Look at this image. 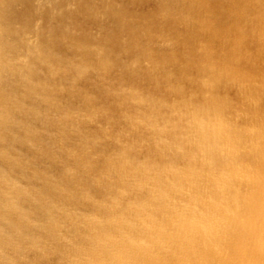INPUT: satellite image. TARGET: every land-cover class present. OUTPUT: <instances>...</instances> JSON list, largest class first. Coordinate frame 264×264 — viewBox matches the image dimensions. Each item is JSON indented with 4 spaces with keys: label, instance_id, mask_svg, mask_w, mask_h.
I'll return each mask as SVG.
<instances>
[{
    "label": "bare ground",
    "instance_id": "obj_1",
    "mask_svg": "<svg viewBox=\"0 0 264 264\" xmlns=\"http://www.w3.org/2000/svg\"><path fill=\"white\" fill-rule=\"evenodd\" d=\"M263 35L264 0H0V264L248 263Z\"/></svg>",
    "mask_w": 264,
    "mask_h": 264
},
{
    "label": "rangeland",
    "instance_id": "obj_2",
    "mask_svg": "<svg viewBox=\"0 0 264 264\" xmlns=\"http://www.w3.org/2000/svg\"><path fill=\"white\" fill-rule=\"evenodd\" d=\"M253 15H250V17L253 16ZM226 38L227 39L230 38L229 40L233 41L232 40V37H226ZM254 38L256 40L257 39L262 40V34H260V37L256 36ZM231 46L232 45H230V47ZM215 50H216L217 53H220V51L217 49V47H216ZM222 52H224L227 55H229V53H228V51L226 49L222 50ZM254 53H256V52L255 51H252V52L251 51H245V52L241 51L240 57L243 58L245 56H248V58L246 57L248 59V60H246L247 62L256 63V64H260V65L264 64V58H262V56H264V53H261L260 52L259 55L253 57L252 55H254ZM249 75L252 78L250 81L247 80V81H241V82L244 85V87L245 86H249L250 87V91L252 92V95H249L250 98L253 99V100H256V99L259 100L260 97H261L260 96V92H262L264 90V71H262V74H260V73L258 74V73L252 72V73H249ZM208 82H210V81H208ZM209 84H212V83H209ZM256 93H258V94H256ZM254 113H255V111H251L250 112V110H248V109H246V110L240 109V110H237V111H235L234 113L231 114V118H230L229 121L231 123H238V126L241 129H244V126L245 125L244 126L242 125L243 124V117L246 116V115L249 116V115L254 114ZM248 128H250L253 131H256V135H257V133H258V130L257 129H259L260 126L258 124H254V125L253 124H249L248 125ZM246 132H248V130H246ZM259 140H261V139H259ZM143 143L146 146V142L143 141ZM248 144H250V146H247ZM220 146L223 147L222 144H220ZM260 146H262V148H264V142L263 143H259V142L257 143V141L255 139L252 140V141L249 140L248 143H245L242 146V148H239V149H235L234 150V148L232 146H230V150H231L230 154L240 153V152H243V151L244 152H248V151H250V150H252V149H254L256 147H260ZM223 152H227V150L225 149ZM225 154L227 155V153H225ZM166 165L167 164H165L164 166H166ZM183 165H185V164L182 163L181 166H183ZM254 165H252V166H254ZM164 166H162V168ZM236 186H237V184H236ZM245 187H247V186L246 185H243V186L240 187L241 190L239 189V191H240V194L239 195H240L241 198L240 197L233 198V200L229 204V206H230L229 208H237L238 207V209H241V210L242 209H246V207H245V205H246V199H247V196L249 194H251V188L252 187H247V188H245ZM247 189H248V191H246ZM242 191L244 193H242ZM241 194H242V196H241ZM242 197H243V200H242ZM239 198H240V200H239ZM231 213L233 214V211ZM259 223L261 224V223H263V221L261 220V221H259ZM252 237H253L252 239H247L246 240L247 241L246 246H249L250 245V248L252 249L251 250V253L249 255H247V256H245L243 254H240V253H238V255L237 254L236 255L239 256V257H241V258H243V259H246L247 258L246 260L248 261L249 264H264V231H259V233H253L252 232ZM240 240H242V239H240ZM257 252H258L259 255L257 254V257L254 259V256H252L251 254L257 253ZM261 253H263V255H261ZM248 263H246V264H248Z\"/></svg>",
    "mask_w": 264,
    "mask_h": 264
}]
</instances>
